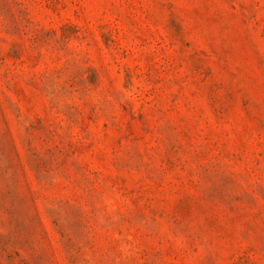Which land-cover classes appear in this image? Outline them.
<instances>
[{
    "label": "rangeland",
    "instance_id": "rangeland-1",
    "mask_svg": "<svg viewBox=\"0 0 264 264\" xmlns=\"http://www.w3.org/2000/svg\"><path fill=\"white\" fill-rule=\"evenodd\" d=\"M0 264H264V0H0Z\"/></svg>",
    "mask_w": 264,
    "mask_h": 264
}]
</instances>
